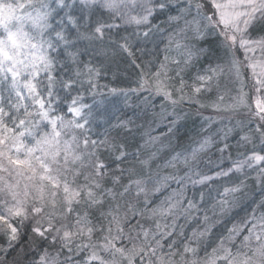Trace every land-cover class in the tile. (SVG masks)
I'll use <instances>...</instances> for the list:
<instances>
[{
    "label": "snow or ice",
    "instance_id": "snow-or-ice-1",
    "mask_svg": "<svg viewBox=\"0 0 264 264\" xmlns=\"http://www.w3.org/2000/svg\"><path fill=\"white\" fill-rule=\"evenodd\" d=\"M160 16L171 29L166 51L174 46L180 58L165 55L145 72L122 33L147 37L160 31L152 23ZM123 54L140 75L135 88L103 86L112 109L139 108L177 139L185 104L228 113L230 126L211 132L217 117H203L208 134L172 149L171 173L153 174L156 153L141 160L122 139L135 121L113 122L100 107L99 80ZM213 89L217 99L206 105L201 94ZM156 97L165 102L159 111ZM94 126L104 127L100 139ZM213 146L220 157L210 175L200 165ZM249 179L264 189V0H0V264H264V199L210 253L198 247L208 213L230 212ZM215 182L214 204L203 192L199 202L186 198L189 185ZM172 183L166 200L151 199ZM193 211L206 227L178 242L177 218Z\"/></svg>",
    "mask_w": 264,
    "mask_h": 264
},
{
    "label": "trees",
    "instance_id": "trees-1",
    "mask_svg": "<svg viewBox=\"0 0 264 264\" xmlns=\"http://www.w3.org/2000/svg\"><path fill=\"white\" fill-rule=\"evenodd\" d=\"M165 20L166 17L164 16H160L158 19L153 20L152 23L159 25L160 31L150 33L147 37L133 34L131 28L128 32L122 33L123 35H127L132 41L136 64H139L145 72H147L149 68L155 72L159 67V63L164 62L165 55H168L170 60L173 57L180 58L179 55L177 56V54L174 56L172 52L174 46L170 50L166 51V49L169 48L168 35L171 29L169 25L165 23ZM145 64H147V67H145ZM170 67L174 69L175 65L170 64ZM113 72H115V79L113 78ZM171 74L173 73H170V75ZM139 75L140 69L131 64V58L127 57V54H123L121 57H118L117 63L116 65H113L112 71L104 72L99 80L101 91L103 92L104 96L107 97V99L104 100L103 105L100 107L102 109L105 107L110 109V114L114 116L113 122H115V118L127 119L129 117L135 121V123L130 126L133 128V134L130 136L125 134L122 138L126 140L127 151L135 152L139 150V158L141 160L148 159L151 154L155 152V158L150 161L151 171L153 174L163 176L173 171V169L167 167V161L171 158V155L174 154L172 149H175L176 151H182L188 148L190 145H193L194 141H197L201 139L202 136L208 134L204 131L203 126H205L204 124L206 122L204 121L203 117L210 115L212 111L210 107H204L199 109L198 114L197 108L195 106H189L185 104L183 109L187 115L181 121L180 131L178 134L179 138L177 139L175 136L167 132V128L163 123H152L151 126H149V120L142 116L139 108L124 107L120 112L112 109L111 105H109V101L113 100L114 98L109 95L108 88L103 86L108 85L109 88H135L137 86L136 81L138 80ZM190 75H194V73H189L185 76V79L188 80ZM189 83H191L190 80ZM221 83L223 85L224 81L222 80ZM229 87L232 86L229 85ZM221 91H223V88H221ZM144 96H148V93L143 92L138 96H133L132 101L134 103H139V101ZM216 98V89H213L211 93L201 94V101L206 105L213 102ZM100 99L101 97H97L98 101ZM149 99H152V97H149ZM249 100L251 101V98ZM84 102L91 104L92 96L88 93H85ZM154 102L156 104L157 111H159L160 105L165 103L160 97H156ZM165 106L171 110L169 105L165 104ZM177 111H179V109H177ZM134 112L136 113L135 115ZM221 115H223V113ZM141 125L143 127H138ZM215 126L216 125H211L209 131H212V129L217 130L218 127L216 128ZM103 133V126H94L90 135L93 139H100ZM152 137H156L157 139L153 141ZM219 157L220 153L216 151L215 146H213L207 155L203 157V163L200 165V170L203 173H212L211 170L215 168L217 163H219ZM233 158H235V153H233ZM101 159L104 160L105 163H108L110 158L108 157L107 153H103L101 154ZM209 159L213 162L212 164H208ZM127 166L128 165H121V167ZM225 166H227V161H225ZM221 182L225 184L229 183L227 180ZM221 182L217 183L220 184ZM216 185L212 184L210 187H196L189 185L185 191L186 198L195 202H199L200 193L203 192L205 196V202L207 204H214L215 199L218 198L217 193L214 190L217 188ZM247 185V195L226 215L221 217L219 215L212 216L211 212L208 213L211 217L207 225L210 228V232L208 235L201 237L198 241V247L201 256L204 255L205 249H207V251L210 253L211 249L216 246L219 237L226 234V229L231 228L233 224L238 225L246 218L247 214L251 211L255 204L259 203L263 199L261 196H264V189H262L260 186H257L251 179L247 181ZM174 188H176L174 183H172L169 187H163L159 192L152 196L151 199H153L155 203L159 204L161 201H163L164 196L171 193L172 189ZM169 223H171L170 219ZM176 223L177 232H180L181 230L183 232V236H176L178 242L185 237H190L193 230L199 232L206 227L203 222V213L195 211H193V213L187 219H185L182 215L179 216ZM25 231H27V229ZM4 242V237L2 234H0V245L4 244ZM194 246H196V244H194ZM33 247L38 249L39 240L35 241ZM53 251L54 249L49 248V252Z\"/></svg>",
    "mask_w": 264,
    "mask_h": 264
},
{
    "label": "rangeland",
    "instance_id": "rangeland-1",
    "mask_svg": "<svg viewBox=\"0 0 264 264\" xmlns=\"http://www.w3.org/2000/svg\"><path fill=\"white\" fill-rule=\"evenodd\" d=\"M172 52H173V54H174V56H176L175 54H177V56H178V53L176 52V50H175V48H173V50H172ZM232 86V85H231ZM235 94V92H234V90L231 92V93H229L228 95H226L225 96V103H227V102H229V97L231 96V95H234ZM217 99V98H216ZM216 99L214 100V101H216ZM249 102L251 103V101L249 100ZM211 108V107H210ZM211 114L210 115H207V116H204V117H217V120H216V122H214L212 125H216L215 127L217 128L218 127V129L219 128H221V127H224V126H230V124H229V114L228 113H223V112H221V113H216L212 108H211ZM223 113V115H221ZM226 114H228V115H226ZM219 117H225V119H223V120H220L219 119ZM235 122V119L234 118H232V123H234ZM205 126H203L204 127V129L205 128H207L208 127V125L205 123L204 124ZM216 130H214V129H212V131L211 132H215ZM207 135V134H206ZM215 139V138H214ZM212 173H210V175H211ZM214 185H216L217 187H219V185L220 184H218L217 182H215V183H213ZM196 187H201V185H196ZM171 193H169V194H167V195H165L164 196V199H163V201L164 200H166V198L170 195ZM186 195V194H185ZM261 197H263V199H264V196H261ZM162 202V201H161Z\"/></svg>",
    "mask_w": 264,
    "mask_h": 264
}]
</instances>
